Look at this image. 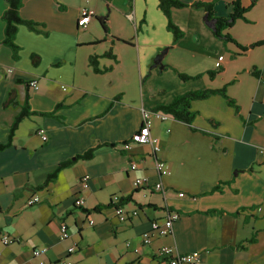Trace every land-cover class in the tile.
Listing matches in <instances>:
<instances>
[{
	"label": "crops",
	"instance_id": "1",
	"mask_svg": "<svg viewBox=\"0 0 264 264\" xmlns=\"http://www.w3.org/2000/svg\"><path fill=\"white\" fill-rule=\"evenodd\" d=\"M181 1L213 2L215 16L226 18L234 0ZM240 1L249 8L246 20H238L228 32L241 45L251 46L264 40V0ZM85 8L95 15L82 32L78 20ZM7 9L8 3L0 0V42L5 39L2 15ZM20 14L47 35L20 26L17 61L9 47L0 46V145L7 143L27 95L36 113L20 123L12 145L0 152V213H8L9 224L23 213L29 215L26 229L8 231L22 254L10 251L0 264H38L32 250L42 248L48 250V264H57L72 244L78 246L69 256L74 264H168L158 255L164 246L200 252L201 264H264V46L241 54L233 43L235 55L244 57L242 66L229 46L227 65L235 68L226 86L240 113L216 95L193 103L196 131L174 119L153 120L151 133L161 149L155 157L150 145H134L131 151L123 146L140 129L142 111H155L187 91L222 88L209 77V85L191 84L166 100V94L157 95L151 88L148 76L166 70L164 59L174 48L159 0H24ZM188 15L195 32L192 41L198 45L199 33L206 31L199 16L206 13ZM101 17L107 18V31ZM165 48L163 69H152ZM92 56L98 57L99 73L90 64ZM34 75L43 77L36 91L28 87ZM11 93L19 106L3 107ZM40 128L48 141L36 133ZM92 148L91 160L78 161L47 187L36 189L61 162ZM156 158L166 163L170 175L157 172ZM132 160L139 163L137 170H130ZM86 176L89 187L84 189L80 182ZM144 177L152 185L161 183L165 193L136 188L135 180ZM113 196L130 198L123 205L138 215L122 223L112 208L95 211ZM35 197L39 202L27 206ZM79 197L85 200L83 208L75 205ZM171 210L180 213L173 235H154L150 245H143L142 234L150 223L165 219ZM209 210L222 213L207 214ZM62 223L70 230L67 241L60 240ZM2 232L0 227V236ZM254 233L257 241L246 244Z\"/></svg>",
	"mask_w": 264,
	"mask_h": 264
},
{
	"label": "trees",
	"instance_id": "2",
	"mask_svg": "<svg viewBox=\"0 0 264 264\" xmlns=\"http://www.w3.org/2000/svg\"><path fill=\"white\" fill-rule=\"evenodd\" d=\"M8 3V9L4 12L2 15V20L5 22L6 27H5V39L3 42H0L1 45H5L9 47L12 51V56L14 60H19L20 59V51L21 48L17 44L16 39H17V34L20 26H25L27 27L30 31L35 32V33H40L47 35V32L40 30L39 29V24L33 21L25 20L22 18L20 14V10L22 8L24 0H5ZM257 0H253L252 4H255ZM187 7H192L196 9H202L205 11L206 14H208V20L214 21V28L212 29L213 34L218 37L223 39L225 42H233L236 44L240 50L244 53L249 50V48L252 47H259V46H264V40L259 41L255 44H252L251 46H242L236 42L229 34L223 35L224 31H228L231 29L234 24L240 20H246L245 14L248 12L249 8H245L242 6L240 0H234L231 3L232 7V12L229 14L228 17L226 18H221V17H216L215 12H214V3L213 2H194L192 4H189L187 2L181 1V0H159V8L160 10L164 13V15L167 18V29L169 32L173 34L174 37V43L179 41L180 39L183 38L184 32L180 29L179 26H177L173 19H172V11L173 9H182V8H187ZM106 17H101L99 18V21L102 25V27L107 31V26H106ZM107 56L111 55L110 53L106 54ZM34 59L37 57L35 54L32 56ZM90 64L92 68L94 69L95 72H101L99 68V63H98V57L97 56H92L90 58ZM223 71V68H220L219 72L215 71H210L208 74L210 78L213 80L215 77ZM159 72H161L159 70ZM179 77L182 80H187L191 79L193 77L183 75V74H178ZM199 76H196L194 78H198ZM220 95L222 96L227 104L235 109V112L237 114L240 113V108L237 105L236 101L231 98L228 94L227 87L224 86L223 88L220 89H203V90H195V91H190L181 95H178L174 98V100L166 105H160L157 106L154 110L159 111L164 113L165 115H168L171 119H174L176 121L188 124L193 131H196V129L193 127V123L196 120L198 116V112L194 111L192 109V105L196 101H202V100H207L211 98L212 96ZM120 97L115 98V101L119 100ZM29 97L27 95L26 100L24 104L21 106V111L19 114L16 116L14 122L10 126L9 130V138L7 143L1 144L0 145V152L4 151L6 148L10 147L12 145L15 133L20 125V123L25 120L26 118L36 114L35 112H32L30 110L29 104H28ZM9 106H19L18 101L15 98L14 93H11L9 98L4 102L3 107H9ZM111 107V106H110ZM44 115H49L53 116V113H47ZM211 123H214L213 121H210ZM217 124V123H216ZM96 148H92L83 154L77 155L72 159L66 160L61 162L52 173H50L46 180L44 181L43 184L39 185L36 187V189H44L47 187L51 182L55 181L59 174L68 168H71L74 166L78 161L80 160H91L94 157ZM220 188H216V191L219 190ZM130 200V198L124 200L121 199V205H123L125 202ZM104 208H111L112 205L109 203L106 206H98L95 208V211H101ZM207 214H217V213H222V211L219 210H209L206 212ZM257 241V234L254 233L253 236L246 240V244H253ZM242 248H245L244 246Z\"/></svg>",
	"mask_w": 264,
	"mask_h": 264
},
{
	"label": "rangeland",
	"instance_id": "3",
	"mask_svg": "<svg viewBox=\"0 0 264 264\" xmlns=\"http://www.w3.org/2000/svg\"><path fill=\"white\" fill-rule=\"evenodd\" d=\"M201 10L202 9L187 7L174 11L176 13L174 15V18L172 16V19L174 23L179 26L180 29L184 32V36L182 39L171 45L174 48L168 53V55L164 59V65L166 66V70L164 72L156 71L154 75L148 76L150 78L149 82L151 88L154 89L157 95L166 94L165 97H163L165 100L168 98L170 99V97L174 93H177L180 88H188L191 84H202L201 86L209 85L210 76L208 73L210 71L219 72L220 68H223V71L215 77L214 82L217 81L219 84H221V87L223 88L224 85H227L226 79L228 78V75L230 76L233 68H235L233 67V65H227L229 63V46H234V48H232L233 51H235V48H237L238 46L235 44L237 46L236 47L233 42H225L223 39L216 37L213 34L212 29L209 28V26L204 21L205 15H202V18L199 16V22L201 26H204V29L206 31L204 33H199V37L201 39L200 44L196 45L193 43L192 39L195 35V32L194 30H190L192 22L190 21L188 14H197V12H201ZM228 31H224L223 35L229 34ZM231 37L233 38V36ZM236 42L240 44L237 40ZM232 53L234 54V60H236L235 63L239 66H242L244 64V57L242 55H235L238 53L236 51ZM242 53L243 52H241V54ZM227 68L229 69L228 73H226ZM178 74L187 75L193 78L182 80ZM196 76L199 77L194 78ZM226 87L228 90L229 85ZM200 89L203 90L205 88ZM201 103V101L197 102V104ZM31 209L32 208H27V210ZM11 215L12 214H10V216ZM8 216L9 215L7 212L0 213V227L3 228L1 236H7L8 231H10L11 229L15 230L17 228H27L29 223V215L27 213H23L18 219H14L13 224H9L10 219ZM14 244L15 243H12L7 247L0 243V260L2 259V256H7L10 251H17L20 253V255L22 254V246L19 247V250V248L16 247Z\"/></svg>",
	"mask_w": 264,
	"mask_h": 264
},
{
	"label": "built area",
	"instance_id": "4",
	"mask_svg": "<svg viewBox=\"0 0 264 264\" xmlns=\"http://www.w3.org/2000/svg\"><path fill=\"white\" fill-rule=\"evenodd\" d=\"M94 11L90 9H83L80 12V17L78 20V26L80 31L86 32L91 20L94 17ZM8 73H12L11 69H7ZM41 75H34L28 81V87L34 91L40 88V83L42 80ZM262 88L264 89V81L261 83ZM65 89V88H64ZM171 119L168 115H165L159 111H142V124L140 129L135 132L131 138L123 143L124 149L126 151H131L134 145H150L153 150V155L156 157L157 153L161 150L159 146H157V140L153 138L151 129L153 126V120L158 121H167ZM36 133L41 136L43 141H48L47 133L44 129L40 128L36 131ZM263 159H264V152ZM139 168V163L137 161H131L130 163V170H137ZM155 168L157 172L163 175H170L171 172L164 161L159 160L156 158ZM89 177L86 176L81 180V185L84 189L89 187ZM136 188H151L157 192L165 193V188L161 183H157L152 185L150 180L146 177L136 179L134 182ZM181 197L185 196V194H179ZM39 202L38 198H32L27 201V206H32ZM112 209L114 210V214L117 219L122 222H128L131 217H135L138 215L137 211L128 212L124 205H121V198L119 196H113L111 199ZM75 205L79 208H83L85 205V200L82 197H79L75 201ZM180 219V213L177 211H169L167 217L163 220H155L150 223V229L142 234V244L143 245H150L153 241L154 235H157L161 238H167L173 235L174 228L176 222ZM91 226L94 225V221L91 220ZM71 238L70 230L67 224L62 223L60 226V240L67 241ZM15 242V239L11 238L9 235L7 236H0V243L4 246H8ZM78 250V246L76 244H72L67 249L68 256L63 258L57 262V264H74L70 259L73 253ZM138 251V250H136ZM48 250L46 248L42 249H33L32 255L33 258L38 260V264H48V262L44 259L47 255ZM159 256H163L166 258L168 264H201L202 263V253L200 252H188V253H181L178 252L176 249L170 246L161 247L158 251Z\"/></svg>",
	"mask_w": 264,
	"mask_h": 264
},
{
	"label": "water",
	"instance_id": "5",
	"mask_svg": "<svg viewBox=\"0 0 264 264\" xmlns=\"http://www.w3.org/2000/svg\"><path fill=\"white\" fill-rule=\"evenodd\" d=\"M204 20L206 22V24L209 26V28L213 29L214 28V21L212 20H208V14L205 15ZM169 48H165L164 50H162L154 59V64L152 66L153 68H157L159 67L161 70L163 69V65H162V61L164 56L168 53Z\"/></svg>",
	"mask_w": 264,
	"mask_h": 264
}]
</instances>
